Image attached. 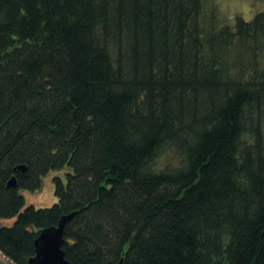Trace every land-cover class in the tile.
Instances as JSON below:
<instances>
[{"label": "trees", "instance_id": "1", "mask_svg": "<svg viewBox=\"0 0 264 264\" xmlns=\"http://www.w3.org/2000/svg\"><path fill=\"white\" fill-rule=\"evenodd\" d=\"M72 213L71 264H264V12L0 0V253Z\"/></svg>", "mask_w": 264, "mask_h": 264}, {"label": "rangeland", "instance_id": "2", "mask_svg": "<svg viewBox=\"0 0 264 264\" xmlns=\"http://www.w3.org/2000/svg\"><path fill=\"white\" fill-rule=\"evenodd\" d=\"M217 11L227 18L235 15H242L247 20L259 12H264V0H215ZM66 178V171H53L49 173L39 191H24L23 195L26 205H33L36 208H48L58 202L55 194V177ZM13 220H5L3 223L11 224ZM0 259L6 264H11L1 253Z\"/></svg>", "mask_w": 264, "mask_h": 264}, {"label": "water", "instance_id": "3", "mask_svg": "<svg viewBox=\"0 0 264 264\" xmlns=\"http://www.w3.org/2000/svg\"><path fill=\"white\" fill-rule=\"evenodd\" d=\"M26 172V166L20 165L16 171ZM18 186V179L14 176L8 183L9 188ZM75 213L64 215L58 225L45 228L40 231L35 239V256L30 258L29 264H71L67 260L63 249L65 228ZM122 264V261L119 263Z\"/></svg>", "mask_w": 264, "mask_h": 264}]
</instances>
